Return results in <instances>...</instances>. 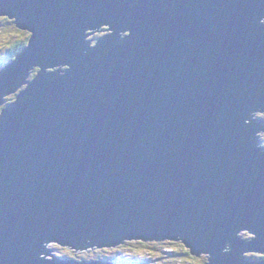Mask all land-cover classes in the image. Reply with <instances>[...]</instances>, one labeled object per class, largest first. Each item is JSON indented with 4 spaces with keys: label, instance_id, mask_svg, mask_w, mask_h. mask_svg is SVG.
Returning a JSON list of instances; mask_svg holds the SVG:
<instances>
[{
    "label": "water",
    "instance_id": "obj_1",
    "mask_svg": "<svg viewBox=\"0 0 264 264\" xmlns=\"http://www.w3.org/2000/svg\"><path fill=\"white\" fill-rule=\"evenodd\" d=\"M0 22L30 34L0 70V264L126 241L264 264V0H0Z\"/></svg>",
    "mask_w": 264,
    "mask_h": 264
},
{
    "label": "rangeland",
    "instance_id": "obj_2",
    "mask_svg": "<svg viewBox=\"0 0 264 264\" xmlns=\"http://www.w3.org/2000/svg\"><path fill=\"white\" fill-rule=\"evenodd\" d=\"M27 34L28 33L26 31L16 28V26L14 25V22H0V69L8 63L7 59L4 58L6 51H7V48H8L7 46L15 43L17 41H24L26 39ZM103 36H102V31H101V36L91 34L90 37L88 38V42L91 46H93L96 44V42H97L96 40H98L99 38H101ZM62 70H65V68H63ZM35 74H36V72L31 73L29 76V79H32ZM14 98L15 97L13 95L5 98L4 99L5 104L2 105V108H4V106L6 104L13 102L14 100L13 101H11V100ZM252 120L256 121V122H260L263 120V122H264V113L252 116ZM256 136H257L256 139L258 141L257 142L258 145L264 146V134H259ZM239 235L244 239H246V238L250 239V235L247 234L249 236L248 237L245 232H241ZM134 242L137 243V241H132V244ZM171 242L167 241L166 245L168 246V248L174 249L175 251L178 252V254H179L177 256L178 258H175L172 255L171 250L170 251H164V254H161L160 257L159 256H155V257L150 256L152 258V260L148 261V263H146V264H203L205 261L204 258H206V261L208 263V258H209L208 255H198V257H195V255L192 256L190 254V256L186 260V261H188V263H185V261H181L183 257L180 256L181 250L179 248V245H181L182 243L180 241H176L177 242L176 244L171 245V244H169ZM45 246L49 250V251H47V253L49 255H51L53 258L66 260L70 263L75 262V263H89V264L92 262H97V261L102 262V263H108L102 257L99 258L98 255L99 254H102V255L105 254V256H108L113 251H115V249L118 248L117 246H116L117 248L116 247H103V248H98V249L96 247H91V248L88 247V248H86V250L85 249L84 250H82V249L74 250L70 246L69 247H65V246L62 247L59 245H55L54 243L53 244H45ZM119 246H121V245H119ZM142 249L148 250L147 247H144ZM142 249H140V250H142ZM119 250L120 251H118L114 254L115 256L119 252L125 251V254H119L117 256V261L111 262V263L120 264V262H123L126 259L140 260L138 257V254L133 252V250H135V248L131 247V248L125 249V250H122L121 248H119ZM143 250H142V252H143ZM106 253H108V254H106ZM252 255L253 254H248L247 256H252ZM159 258H161V259H159ZM247 259H249V258L247 257ZM44 261H52V258L46 256V257H44ZM111 263H109V264H111ZM130 264H144V261H142L141 263L135 261V263H130Z\"/></svg>",
    "mask_w": 264,
    "mask_h": 264
},
{
    "label": "trees",
    "instance_id": "obj_3",
    "mask_svg": "<svg viewBox=\"0 0 264 264\" xmlns=\"http://www.w3.org/2000/svg\"><path fill=\"white\" fill-rule=\"evenodd\" d=\"M26 44H27V36H26V39L24 41H17V42H15L13 44L8 45L7 46L8 48H7L6 54L4 56V58L7 59V62L10 63L13 60V58L26 46ZM13 96L16 97V95H13ZM13 100H15V98L12 99L11 101H13ZM10 103H12V102H10ZM10 103H8V104H10ZM8 104H6L4 107H6ZM1 109H2V107L0 108V111H1ZM176 243L177 242H171L169 244L173 245V244H176ZM91 244H92V242L89 241V242H86L85 243V246H91ZM55 245H57V244H55ZM94 245H95V247H99L98 246V243H94ZM75 246H77V245H75ZM75 246H71V247H75ZM117 247H116L117 249L114 248L115 251H113L110 255L105 256V254L104 255L99 254L98 257L99 258L102 257L108 263L116 262L117 261V256L119 254H125V251H124V252H119L115 256L114 254L116 252L120 251L119 248H121L122 250H125V249H129L131 247L132 248H135V250H133V252L136 253V254H138V257H139L140 260H133V259L130 260V259H126L125 261L120 262V264H130V263H135V261L136 262H139V263H141L142 261H144V264H146V263H148V261H151L152 260L151 257H155V256H159L160 257L161 254H164V251H169V250H171L172 255L175 258H178L177 256L179 255L177 251H175L174 249L168 248V246L166 245V243H163L162 241H152V242H146V243H142L141 241H139L137 243L134 242L133 244H132V242L126 241L124 244H122L121 246H117ZM144 247H147L148 250H143L142 248H144ZM179 248L181 250L180 256L183 257V258L181 257L182 258L181 261H186L187 258L190 256L188 250L185 249L184 245H182V244L179 245ZM140 249H142L143 252ZM106 254H108V253H106ZM159 259H161V258H159ZM111 264H114V263H111Z\"/></svg>",
    "mask_w": 264,
    "mask_h": 264
},
{
    "label": "flooded vegetation",
    "instance_id": "obj_4",
    "mask_svg": "<svg viewBox=\"0 0 264 264\" xmlns=\"http://www.w3.org/2000/svg\"><path fill=\"white\" fill-rule=\"evenodd\" d=\"M100 31H102V36L103 35H106L108 32L106 29H101ZM28 33V32H27ZM30 34L28 33L27 34V40L29 38ZM94 46V45H93ZM247 235V234H246ZM248 236V235H247ZM249 237V236H248ZM138 242V241H137ZM163 243H167V241H162ZM142 243H145V242H142ZM183 245V244H182ZM186 249V248H185ZM189 252V251H188ZM190 254V253H189ZM249 259H251L252 261H261L263 259V256L260 255V254H253L252 256H247ZM204 263L203 264H206L207 261H206V258H204ZM185 263H188V261H185Z\"/></svg>",
    "mask_w": 264,
    "mask_h": 264
},
{
    "label": "bare ground",
    "instance_id": "obj_5",
    "mask_svg": "<svg viewBox=\"0 0 264 264\" xmlns=\"http://www.w3.org/2000/svg\"><path fill=\"white\" fill-rule=\"evenodd\" d=\"M263 23H264V22H263ZM51 71H52V70H51ZM14 101H15V100H14ZM14 101H13V102H14ZM13 102H12V103H13ZM3 104H5V102H4ZM10 104H11V103H10ZM6 107H7V106H6ZM262 121H263V120H262ZM44 248H45L46 252L49 251V250L47 249L46 246H45ZM166 250H167V249H166ZM169 251H170V250H169ZM143 257H144V256H143ZM146 257H147V256H146ZM144 258H145V257H144ZM79 262H80V261H79Z\"/></svg>",
    "mask_w": 264,
    "mask_h": 264
},
{
    "label": "clouds",
    "instance_id": "obj_6",
    "mask_svg": "<svg viewBox=\"0 0 264 264\" xmlns=\"http://www.w3.org/2000/svg\"><path fill=\"white\" fill-rule=\"evenodd\" d=\"M14 25H15V24H14ZM15 26H16V25H15ZM6 65H7V64H6ZM1 69H2V68H1ZM1 69H0V70H1ZM30 78H31V77H30ZM17 93H19V92H17ZM17 93H15V94H13V95H17ZM4 108H5V107H4ZM2 109H3V108H2Z\"/></svg>",
    "mask_w": 264,
    "mask_h": 264
}]
</instances>
